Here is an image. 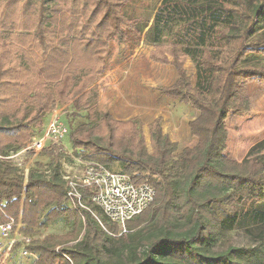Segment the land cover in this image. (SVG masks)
I'll use <instances>...</instances> for the list:
<instances>
[{"label": "trees", "instance_id": "16d2710c", "mask_svg": "<svg viewBox=\"0 0 264 264\" xmlns=\"http://www.w3.org/2000/svg\"><path fill=\"white\" fill-rule=\"evenodd\" d=\"M133 1L0 0V156L20 152L32 124L72 102L74 117L88 120L69 129L72 153L148 183L154 204L128 222L130 233L110 236L92 213L68 205L59 172L67 155L54 145L40 154L60 169L47 174L36 163L27 181L0 159L1 205L35 237L27 250L36 264H264V139L240 163L225 154L228 117L249 116V85L264 87V0H161L148 19L128 15ZM113 37L133 50L144 37L152 60L176 71L159 91L199 113L188 124L194 147L180 150L161 118L149 126V147L140 118L99 111L90 88ZM59 221L72 230L38 234ZM242 230L256 246L219 249Z\"/></svg>", "mask_w": 264, "mask_h": 264}, {"label": "rangeland", "instance_id": "374dc122", "mask_svg": "<svg viewBox=\"0 0 264 264\" xmlns=\"http://www.w3.org/2000/svg\"><path fill=\"white\" fill-rule=\"evenodd\" d=\"M160 2L161 0H134L126 11L133 18L148 19L155 13L154 11ZM94 26V24L91 25V27ZM90 29L93 30L94 28ZM140 42V45L133 50L128 44L119 41L117 37L107 39L104 74L95 75V79L92 78L95 82L90 88V90L93 88L97 89L96 105L99 111L103 114L109 113L116 121L120 122L134 120L137 117L140 118L146 143L149 147V126L158 118L162 119L161 127L164 133H167L172 141L180 144V150L185 147H194L196 142L190 135L188 124L199 113L190 106L178 103L162 95L159 89L174 83L177 80V73L171 66L161 65L152 60L150 55L154 48L150 41L143 37ZM185 68L188 70L189 75L192 76L194 84L195 69L190 60L185 63ZM248 97H250V110L252 113L244 117L230 116L226 121L229 145L225 152L229 158H237L239 161L254 144L264 139V87L258 83L250 84ZM18 112L20 113V108ZM80 113L78 117H74L75 111L72 108V102L66 105H59L55 110L45 114L42 117L43 121L39 122L40 124L31 125V132H28L30 137L23 149L26 145L33 142L35 138H39L41 134H44L51 116L61 117L63 121H65L66 117L70 121L68 122V129L71 128L75 131L80 124L88 122L85 116L86 113ZM53 146H50L52 148L49 149L50 151L54 150ZM72 147L70 136H67L63 144L57 147L62 149L64 155H67L65 158L62 157L63 159H60L62 163V168L59 170L60 174L65 170L73 168L68 171L72 172L81 168V164L77 162L79 158L72 153ZM11 154L16 155L17 153ZM46 154H39L36 158H33V155H21L19 160L22 159L23 162L21 169L23 175H29L36 163L46 166V169H44L47 170V174L51 173L53 169H60L53 163L52 157L48 153ZM87 204L95 213L94 206H90L89 202ZM96 209L99 211L98 208ZM82 215L81 217H83ZM71 230V225L59 221L47 228L40 229L38 234L43 237L65 235ZM230 246L243 248L253 247L256 244L242 230L230 233L226 244L219 249L227 250ZM12 262L13 264H30L31 260L23 257L21 248H17L13 252Z\"/></svg>", "mask_w": 264, "mask_h": 264}, {"label": "built area", "instance_id": "2783aa9c", "mask_svg": "<svg viewBox=\"0 0 264 264\" xmlns=\"http://www.w3.org/2000/svg\"><path fill=\"white\" fill-rule=\"evenodd\" d=\"M69 133L68 126L61 117L51 116L44 134L35 138L16 155L6 158L0 156V159L11 161L21 172V155H33L36 158L45 149H50V146L63 144ZM77 162L81 164L80 170L68 172L72 168L61 173L67 190L68 205L81 215L82 210L92 213L104 232L110 236L130 233L128 222L137 219L154 204L155 188L148 183L136 185L129 175L114 172L96 161L79 157ZM86 202L98 208L106 222L97 212L95 215ZM112 225L117 227L118 233L110 229ZM23 228L21 221H16L5 213L0 201V264H13V252L17 248H21L23 257L31 260L30 264L38 262V256L27 250L35 237L23 234Z\"/></svg>", "mask_w": 264, "mask_h": 264}, {"label": "crops", "instance_id": "0c3cea01", "mask_svg": "<svg viewBox=\"0 0 264 264\" xmlns=\"http://www.w3.org/2000/svg\"><path fill=\"white\" fill-rule=\"evenodd\" d=\"M191 121H193V120H191ZM190 121V122H191ZM195 142H196V140H194ZM228 141V140H227ZM177 143V142H176ZM197 143V142H196ZM180 145V144H179ZM228 145H229V141H228ZM195 146V145H194ZM228 149V148H227ZM248 153V152H247ZM246 153V154H247ZM225 154H226V152H225ZM246 154H245V156L240 160V161H242L245 157H246ZM227 155V154H226ZM232 160H234V161H237V162H239L240 163V161L237 159V158H232Z\"/></svg>", "mask_w": 264, "mask_h": 264}]
</instances>
